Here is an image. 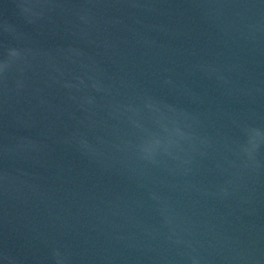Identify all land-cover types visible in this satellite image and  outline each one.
Segmentation results:
<instances>
[{
  "label": "water",
  "instance_id": "water-1",
  "mask_svg": "<svg viewBox=\"0 0 264 264\" xmlns=\"http://www.w3.org/2000/svg\"><path fill=\"white\" fill-rule=\"evenodd\" d=\"M0 264H264V0H0Z\"/></svg>",
  "mask_w": 264,
  "mask_h": 264
}]
</instances>
